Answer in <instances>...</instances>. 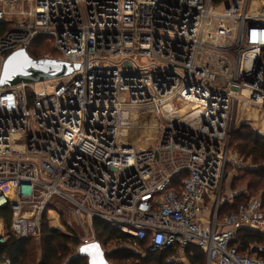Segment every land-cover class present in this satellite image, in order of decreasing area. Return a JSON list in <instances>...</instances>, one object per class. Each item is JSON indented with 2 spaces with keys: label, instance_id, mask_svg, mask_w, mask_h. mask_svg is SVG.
Instances as JSON below:
<instances>
[{
  "label": "built area",
  "instance_id": "2783aa9c",
  "mask_svg": "<svg viewBox=\"0 0 264 264\" xmlns=\"http://www.w3.org/2000/svg\"><path fill=\"white\" fill-rule=\"evenodd\" d=\"M0 31V74L37 38L80 66L39 89L0 87L14 236L39 235L60 199L91 231L100 219L159 255L194 245L206 264H264L237 244L240 230L264 233L258 203L219 217L236 112L264 121V0H0ZM148 121L158 133L140 149Z\"/></svg>",
  "mask_w": 264,
  "mask_h": 264
},
{
  "label": "trees",
  "instance_id": "16d2710c",
  "mask_svg": "<svg viewBox=\"0 0 264 264\" xmlns=\"http://www.w3.org/2000/svg\"><path fill=\"white\" fill-rule=\"evenodd\" d=\"M228 1L214 0V3L222 5ZM28 52L36 59L45 56L58 59L60 56L43 38L35 39L28 47ZM28 97L32 98V93L28 92ZM231 149L240 154L244 162L250 160L251 167L235 168L238 175L231 179L230 186L232 192H237L235 193L237 196H234L231 204L228 201L221 204L219 217L224 218L237 211L240 206L238 203L242 202L240 200L246 199L243 194L238 196L243 188H248L253 194L262 193L260 210L264 214V134L251 129L249 125L236 127L231 134ZM246 203L247 201L242 204ZM0 220L4 222L7 232L6 243L0 244V264H89L87 258L78 257L77 252L74 251L83 245L80 239L74 235L50 229L46 214L43 216L40 234L37 235L40 244L32 242L36 239L35 236L16 237L12 234V212L9 208L0 209ZM92 225L97 241L102 244L104 250L112 244L113 248L105 251L109 264H168L171 256H178L177 252L173 251H168L163 255L150 252L148 239L140 241L130 238L109 227L100 219L94 218ZM237 244L241 254L253 256V250L258 249V256L264 259V233L240 230ZM36 248L39 250V255ZM137 248L144 251L145 257L139 254ZM184 258L174 264H206L205 253L194 245L184 250Z\"/></svg>",
  "mask_w": 264,
  "mask_h": 264
},
{
  "label": "rangeland",
  "instance_id": "374dc122",
  "mask_svg": "<svg viewBox=\"0 0 264 264\" xmlns=\"http://www.w3.org/2000/svg\"><path fill=\"white\" fill-rule=\"evenodd\" d=\"M47 57V56H45ZM36 87L37 89L40 88L39 84L36 85H31ZM188 109V110H187ZM190 107H183L182 111H180L181 115H185L186 113L190 112ZM183 113V114H182ZM236 118H235V123H234V128L242 126V125H249L251 127V129L259 132L260 134H262V132H264V121H263V115L262 112H259L257 110L254 109H250V110H246L244 107H241L237 110L236 112ZM145 128H150V127H154L156 126V121H148L147 123H145L143 125ZM233 128V129H234ZM147 129L144 131V133H141L143 135H140V139L138 140V142L136 141V139H134L135 137H131L130 141L132 144H134L135 142V146L137 145L138 148H145V144H147V147L149 146H153V143H146L147 141H149V139L156 137V131H153L151 134H149V136L147 137L146 135V131ZM136 133H138V131H135ZM130 134V133H129ZM151 137V138H150ZM134 142V143H133ZM251 161L248 160L247 162H244L243 159L240 157V154H238L236 151H234V161L231 164V166H229L226 169V181L223 185V188L221 190V196H222V200L224 201H228L231 199V197H233V195L236 197L237 192H232L231 191V179L238 175V172L235 168L237 167H245V168H250L251 166ZM243 194L245 196L246 199L244 200H240L242 202H240V204L238 203V205H241L242 203H245L247 201V203L251 202V201H256L261 203L262 200V193L258 192V193H251L249 192L248 188H243L241 190V193H238V196ZM246 203V204H247ZM53 207V208H51ZM72 207L69 206L68 203L61 201L60 199L54 200L51 204V206L48 209V212L46 213L47 216V223L50 227V229H54L59 231L60 233H64L67 235H74L76 236L78 239H80V241L85 244L88 242L89 239L91 238H95L97 240L96 234L94 233V229H93V225H92V231L90 230L89 227V222H87V219L85 217H83L82 215L78 214L76 212V210L71 209ZM0 233L7 236V232L5 229V225L2 227H0ZM36 239H33L32 242L34 244H40V240L37 236H35ZM112 244L110 246H107L105 248V251L108 249H112ZM70 249H74L72 247H70ZM139 251V254L142 257H145V253L143 250H140L139 248H137ZM37 250V254L39 255V250L38 248H36ZM78 249H75L74 251L77 252ZM178 258L181 260L182 259V255H178ZM179 260V261H180Z\"/></svg>",
  "mask_w": 264,
  "mask_h": 264
},
{
  "label": "water",
  "instance_id": "95a60500",
  "mask_svg": "<svg viewBox=\"0 0 264 264\" xmlns=\"http://www.w3.org/2000/svg\"><path fill=\"white\" fill-rule=\"evenodd\" d=\"M228 8V5L226 6ZM78 64L56 58L32 57L27 49L11 53L5 60L0 74V87H17L21 85H36L55 81L79 72ZM106 252L99 241L83 244L77 251V256L87 258L89 264H109ZM258 255L259 250L254 249Z\"/></svg>",
  "mask_w": 264,
  "mask_h": 264
},
{
  "label": "bare ground",
  "instance_id": "6f19581e",
  "mask_svg": "<svg viewBox=\"0 0 264 264\" xmlns=\"http://www.w3.org/2000/svg\"><path fill=\"white\" fill-rule=\"evenodd\" d=\"M188 110V109H187ZM183 114V113H182ZM139 131V130H138ZM153 131H156V135H157V129L156 128H154V127H150V128H148L147 129V131H146V136L148 137L149 136V134H151ZM122 133H123V135H125V136H128L129 135V131H128V129H125L124 131H122ZM151 138V137H150ZM150 140V139H149ZM140 149H142V148H140Z\"/></svg>",
  "mask_w": 264,
  "mask_h": 264
},
{
  "label": "crops",
  "instance_id": "0c3cea01",
  "mask_svg": "<svg viewBox=\"0 0 264 264\" xmlns=\"http://www.w3.org/2000/svg\"><path fill=\"white\" fill-rule=\"evenodd\" d=\"M234 199V195H233V197H231V199L230 200H228V202L231 204L232 203V200ZM223 202H225L224 200H222V203ZM258 203V206H259V208H261L260 207V203L259 202H257ZM260 212H261V210H260ZM262 213V212H261ZM263 214V213H262ZM2 225L4 226V222L2 221V220H0V227H2ZM253 255H255V254H253ZM259 255V254H258ZM257 255V256H258ZM183 257V256H182ZM185 258L183 257V260H184Z\"/></svg>",
  "mask_w": 264,
  "mask_h": 264
}]
</instances>
